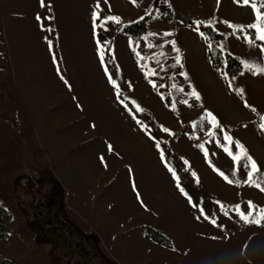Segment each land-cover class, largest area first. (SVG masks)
Listing matches in <instances>:
<instances>
[{"label": "rangeland", "instance_id": "obj_1", "mask_svg": "<svg viewBox=\"0 0 264 264\" xmlns=\"http://www.w3.org/2000/svg\"><path fill=\"white\" fill-rule=\"evenodd\" d=\"M161 1L171 7L169 20L160 0H99L101 19L115 15L121 23L109 21L94 33L97 0H44L45 7L41 0H0V197L13 214L11 245L0 244L4 255L52 264L51 245L28 231L21 203L30 186L46 184L63 189L70 217L99 238L116 264H264V224L241 219L250 201L264 208V190L245 183L244 160L224 151L229 146L235 154L239 141L260 167L258 178L264 176V73L254 75L243 63L228 78L213 65V39L195 23L212 20L224 34L223 50L264 65L262 42L250 45L225 23L247 26L254 10L235 0ZM145 16L141 36L123 32ZM97 38L106 45L104 63ZM152 69L156 74L147 76ZM125 97L127 107L120 103ZM216 169L239 182L229 184Z\"/></svg>", "mask_w": 264, "mask_h": 264}, {"label": "flooded vegetation", "instance_id": "obj_2", "mask_svg": "<svg viewBox=\"0 0 264 264\" xmlns=\"http://www.w3.org/2000/svg\"><path fill=\"white\" fill-rule=\"evenodd\" d=\"M21 203L28 231L37 243L51 245L52 264H116L102 250L99 238L70 217L60 186H30Z\"/></svg>", "mask_w": 264, "mask_h": 264}, {"label": "snow or ice", "instance_id": "obj_3", "mask_svg": "<svg viewBox=\"0 0 264 264\" xmlns=\"http://www.w3.org/2000/svg\"><path fill=\"white\" fill-rule=\"evenodd\" d=\"M132 2L135 4L137 2V0H132ZM236 3L244 5V6H250L253 10H254V22L245 26V25H232L231 23L225 21V23L228 24L229 27L234 29V32L236 30H239L240 32L243 33L245 40L250 44V45H255L256 41H260L262 42L260 45H258V47H260V50L262 53H264V0H235ZM105 3H107V0H105ZM41 6L45 7L46 5L44 4V0H41ZM146 14L147 15H151V11L150 10H146ZM46 19H52L51 17H47ZM92 19H93V29H94V33L96 32V30L98 28H103L105 24H107L109 21H113L117 24L121 23V18L119 16H115V15H108L105 16L101 19V8H100V3L99 0H97L96 3V7L92 13ZM141 19H143V17H141ZM37 20L38 21H42V18L39 16V14L37 15ZM100 21L99 24H97V21ZM197 25L196 30L199 31V28L202 24H204L205 22L203 21H197L195 22ZM207 24L209 26H211L213 24L212 20H209L207 22ZM41 27H43V24L41 23ZM248 30H253V31H248ZM48 31H52L51 28H48ZM155 35V34H152ZM165 36H169L171 35V33H164ZM201 35H203V33H201ZM47 39V38H46ZM49 47L50 49L52 48V41L49 40ZM173 44V48L174 50L179 53V48L175 47V41H172ZM97 45H98V52H99V56L101 59V62L104 63V55H105V44H101L99 38H97ZM149 47H152V45H149ZM139 55V54H138ZM154 58V57H153ZM141 59H148V58H144L141 57ZM175 61L177 65H181V57L180 55H177L175 57ZM244 63V67L248 70H251L253 72V74H261L264 73V65H261L259 63L256 62H243ZM182 66V65H181ZM105 72L108 73V69L107 66H105ZM155 70H146V75L147 76H153L155 75ZM180 75L186 76V73H180ZM108 78L109 81L112 83V85L116 88V94L117 97H120V90H119V85L117 84V81L115 79H113L112 74L108 73ZM154 86L155 83L153 82ZM231 87V84L229 85ZM240 94H243L244 90L238 89L237 90ZM191 96L194 97L196 100L200 99V95L199 93L195 90V88H192L191 91ZM127 99V97H125L124 99L120 100L121 104H124L125 107H127V104H125V100ZM133 104L136 105V110L137 111H143L142 108H140V106L138 104H136L135 101H132ZM184 103H187V101H184ZM247 106V104H246ZM175 107V105L173 104V108ZM206 117L210 120L211 124L213 127H217L219 122L216 118V116L210 112L207 111L206 112ZM264 119V118H262ZM137 123H141L140 121H137ZM94 126V125H93ZM143 126V125H142ZM195 126V125H194ZM260 128L262 130H264V122H262L260 124ZM164 132H169L168 128H164L163 129ZM209 135H213L212 132H209ZM224 140L227 142L228 145H231L233 143V138L232 136L228 135L226 132L224 133ZM157 147H159V144L157 145ZM200 148L204 149V144H200L199 145ZM109 151H112V146L109 145L108 146ZM235 148H236V153L233 154L232 148L229 146L224 147V151L230 156L232 157V159L236 162H240L241 160H244V165L243 167L245 169H247V173H246V180L244 181L245 183L251 184L255 187H257L258 189L264 190V183H262V180H264V176H260L258 178V174H261V169L258 166L257 162L255 159H253V157L251 155H249L248 150L245 148V146L243 144H241L239 141L235 142ZM205 151V155L207 156V150L204 149ZM161 155V159H164L165 153L163 150H161L160 152ZM103 156H101V160L103 161ZM187 163V162H185ZM219 173V175L225 180L227 181L229 184H232L234 182H239V181H234L233 179H230L228 175H226L223 171H220L219 169H216ZM169 171L172 172L173 176L176 178L177 181V187L179 188V190L184 193L186 196L188 195L187 192H185V189L183 187L180 186V178L179 176L176 175V172L172 169L169 168ZM193 175H195V173H193ZM236 175V172H233V176ZM139 198V197H138ZM189 199L191 200V197H189ZM193 207H198L197 204L193 203ZM249 211L245 214V213H241V219L244 220L245 222L248 223H256L258 225L260 224H264V208H260V209H255L254 206L252 205V202H249ZM200 211L202 214H204V210L203 208H200ZM213 223H215V221H213Z\"/></svg>", "mask_w": 264, "mask_h": 264}, {"label": "trees", "instance_id": "obj_4", "mask_svg": "<svg viewBox=\"0 0 264 264\" xmlns=\"http://www.w3.org/2000/svg\"><path fill=\"white\" fill-rule=\"evenodd\" d=\"M157 6L161 8V11L165 12L163 18L165 20H169L170 17L172 16V10L171 7L168 5V3L160 0V4H158ZM187 16L188 14H186L185 12L181 13V17L182 19L185 20V22L192 21V18H190V16L188 18ZM148 19L149 16H145L143 19H141L138 22L127 24L124 27L123 32L133 37L141 36V34L145 33L148 30L147 27ZM201 27L213 39V42H211V56H212L211 58L213 65L215 67H218L221 70V72L230 79L237 76L243 68V62L238 55L223 50L220 47V42L223 40L224 34L217 32L213 27L209 25L202 24ZM179 68L180 66H178V69ZM167 83L169 85L170 80H168ZM12 223H13V214L4 204V202L0 197V244H3L6 247H10L11 245L10 227ZM149 232L153 235V238L156 241L164 242L163 235L160 232H158L157 230H154V232H152V228H149ZM0 264H20V263L16 259L12 257H8L3 253H1L0 251Z\"/></svg>", "mask_w": 264, "mask_h": 264}, {"label": "crops", "instance_id": "obj_5", "mask_svg": "<svg viewBox=\"0 0 264 264\" xmlns=\"http://www.w3.org/2000/svg\"><path fill=\"white\" fill-rule=\"evenodd\" d=\"M77 1L81 2V0H77Z\"/></svg>", "mask_w": 264, "mask_h": 264}]
</instances>
